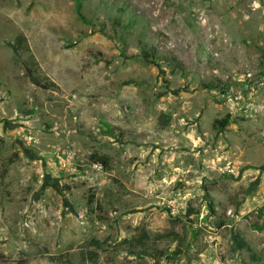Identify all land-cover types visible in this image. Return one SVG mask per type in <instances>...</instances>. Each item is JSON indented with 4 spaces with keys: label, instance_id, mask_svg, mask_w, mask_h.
<instances>
[{
    "label": "rangeland",
    "instance_id": "374dc122",
    "mask_svg": "<svg viewBox=\"0 0 264 264\" xmlns=\"http://www.w3.org/2000/svg\"><path fill=\"white\" fill-rule=\"evenodd\" d=\"M262 207L264 0H0V264H264Z\"/></svg>",
    "mask_w": 264,
    "mask_h": 264
},
{
    "label": "trees",
    "instance_id": "16d2710c",
    "mask_svg": "<svg viewBox=\"0 0 264 264\" xmlns=\"http://www.w3.org/2000/svg\"><path fill=\"white\" fill-rule=\"evenodd\" d=\"M148 56V55H147ZM149 58V57H147ZM216 84H207V89L209 90H216L220 87V82ZM223 94H226L229 91V87L220 88ZM229 123L228 119H225L224 122L216 121L214 128H218L220 125L221 128L227 126ZM93 161L95 164H101L106 169L110 168V158L108 156H101L95 155L93 157ZM260 215H264V207H262L259 211ZM239 242V248L245 245L242 241ZM119 247L123 248L124 250L128 251L131 255L137 256L141 259L144 258H162L164 253L160 252L159 250L153 251L152 247L149 244V237L146 234L138 237L137 239H124L120 244ZM98 248V247H97ZM58 262L65 263V264H97L100 260V253L96 250H82V251H73L68 252L64 255L57 257L56 259ZM1 262V261H0ZM3 262V261H2Z\"/></svg>",
    "mask_w": 264,
    "mask_h": 264
}]
</instances>
